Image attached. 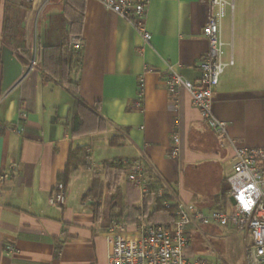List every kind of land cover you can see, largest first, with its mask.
<instances>
[{"label":"crops","instance_id":"obj_1","mask_svg":"<svg viewBox=\"0 0 264 264\" xmlns=\"http://www.w3.org/2000/svg\"><path fill=\"white\" fill-rule=\"evenodd\" d=\"M228 1L223 58L234 64L222 74L213 104L229 125L223 136L210 130L188 90L173 95L165 84L170 66L185 79L202 77L209 0H150L136 21L148 40L135 20L102 0H38L24 11L25 0H0V264H109L114 235L138 234L156 206L152 193L129 181V165L109 178L105 163L115 159L140 160L150 183L165 181L200 208L224 206L234 145L264 147V0ZM67 5L83 6L80 36L69 34ZM8 18L19 21L14 33ZM61 44L71 48L72 78L89 108L82 109L90 123L80 134L72 133L73 93L39 65L44 47ZM76 147L86 149L90 163L74 169L65 185L58 173ZM58 183L65 201L53 206Z\"/></svg>","mask_w":264,"mask_h":264},{"label":"built area","instance_id":"obj_2","mask_svg":"<svg viewBox=\"0 0 264 264\" xmlns=\"http://www.w3.org/2000/svg\"><path fill=\"white\" fill-rule=\"evenodd\" d=\"M35 7L38 0H25ZM106 7L117 14L135 20V25L148 40L150 34L136 21L147 12L150 0H102ZM210 13L203 33L210 47L199 59L202 77L194 82L182 77L173 67H169L165 84L173 95L182 89L191 93L193 104L199 109L203 119L213 133L229 135V125L219 119L213 110L215 89L226 68L234 64V59L224 60L225 43L221 36V22L227 8H233L228 0H209ZM76 47L81 46L80 38L71 37ZM16 53L24 56L22 49ZM36 61H30L34 66ZM143 80L139 84V97H143ZM179 137L173 136L174 148L171 155L179 153ZM235 163L228 177L229 188L222 208L203 209L187 202L168 183L162 182L156 197L165 198L164 205L174 208L175 218L171 221L139 224V233L134 235L115 234L109 252V264H228L223 258H207L191 246V234L200 230L201 225H231L247 233L251 264H264V147H240L234 145ZM108 164H118L116 160ZM129 165L127 177L142 193L149 192L150 179L146 176L140 160L125 161ZM3 176H0V184ZM65 201L64 185L58 183L52 191L49 202L60 206ZM10 252L15 246L7 245Z\"/></svg>","mask_w":264,"mask_h":264},{"label":"trees","instance_id":"obj_3","mask_svg":"<svg viewBox=\"0 0 264 264\" xmlns=\"http://www.w3.org/2000/svg\"><path fill=\"white\" fill-rule=\"evenodd\" d=\"M26 9H32V5L21 3V8L19 10L24 11ZM65 12H67L69 18V34L75 37L80 36L82 34L84 20L83 6L81 5L80 7L74 9L72 5H67L65 7ZM14 18L17 17L14 16ZM14 18H8L7 20V30H11L13 33V29L19 24V21L15 20ZM14 38L17 39L16 35L13 37V39ZM17 40L18 45H24L22 40ZM74 60L75 59L70 46L66 44H61L60 46H46L43 48L39 65L45 74H47L52 80L65 85L73 93L75 105L72 115V133L80 134L85 131V129L88 127V124L90 123L87 114H85L82 109L89 108L81 99L77 89L78 84L74 82L72 78V65ZM95 110L98 109L95 108ZM89 111H91L92 114H95L94 109ZM100 128L102 127L100 126ZM116 161L118 162L116 165L108 164V162L105 163L109 178H112L114 172H120L126 169V165H123V160ZM89 163V155L86 149L84 147L74 148L70 152L69 160L65 169L58 173V180L67 185L71 176V172L76 168L86 167L89 165ZM159 187L160 185L157 182H152L149 185V192L152 193L156 199V206L150 213L149 220L151 222L171 221L175 218L173 212L174 208L164 205L165 198L156 197ZM220 200L221 198H217V203H219ZM218 207H221V204ZM134 222L139 221L134 219Z\"/></svg>","mask_w":264,"mask_h":264},{"label":"rangeland","instance_id":"obj_4","mask_svg":"<svg viewBox=\"0 0 264 264\" xmlns=\"http://www.w3.org/2000/svg\"><path fill=\"white\" fill-rule=\"evenodd\" d=\"M191 246L210 259L220 256L228 264H251L246 231L231 225H201L191 234Z\"/></svg>","mask_w":264,"mask_h":264}]
</instances>
